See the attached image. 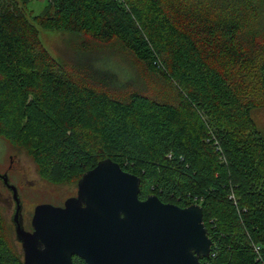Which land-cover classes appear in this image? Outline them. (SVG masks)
I'll return each instance as SVG.
<instances>
[{
  "label": "trees",
  "instance_id": "16d2710c",
  "mask_svg": "<svg viewBox=\"0 0 264 264\" xmlns=\"http://www.w3.org/2000/svg\"><path fill=\"white\" fill-rule=\"evenodd\" d=\"M29 1L0 0V137L56 184L109 158L140 177V199L202 206L200 264H264V128L251 116L264 107V0H46L28 15ZM39 28L82 35L73 64ZM114 44L159 96L78 62ZM0 264H23L1 213Z\"/></svg>",
  "mask_w": 264,
  "mask_h": 264
},
{
  "label": "water",
  "instance_id": "95a60500",
  "mask_svg": "<svg viewBox=\"0 0 264 264\" xmlns=\"http://www.w3.org/2000/svg\"><path fill=\"white\" fill-rule=\"evenodd\" d=\"M12 190V215L23 264H200L212 241L207 235L202 206L180 207L156 194L139 198L140 177L104 158L77 181L74 196L63 205H35L32 230H25L20 201Z\"/></svg>",
  "mask_w": 264,
  "mask_h": 264
},
{
  "label": "rangeland",
  "instance_id": "374dc122",
  "mask_svg": "<svg viewBox=\"0 0 264 264\" xmlns=\"http://www.w3.org/2000/svg\"><path fill=\"white\" fill-rule=\"evenodd\" d=\"M46 0H31L27 3L26 13L28 15L39 13ZM259 18L264 23V3L259 5ZM39 38L47 51L63 65L73 64V57L78 52V44L82 35L75 32L61 30H46L39 28ZM106 51L92 52L80 58L78 62L85 63L88 61L93 69L103 72L116 74L118 82H128L133 80V76L138 79L139 88H144L146 92L152 95L160 94L158 82L148 73L143 74V70L132 62V59L118 45L114 44L106 48ZM137 81V80H136ZM136 84H139L135 82ZM143 85L145 87H143ZM251 116L259 129L264 128V107L254 108L251 110ZM9 155H13L12 159L15 165L19 166L24 174V187L21 190L23 201L25 204V213L32 210L34 204L45 201L54 205L62 204V202L74 196L77 191V181L64 184L51 183L39 176L35 165L31 158L22 150L12 147L7 141L0 137V169H4L9 162ZM18 182V178L14 179ZM12 211V209H10ZM11 211L6 205L0 204V213L3 215L6 223V235L13 243L21 248V245L15 239V232L10 221ZM26 225H28L26 223ZM28 227V226H27Z\"/></svg>",
  "mask_w": 264,
  "mask_h": 264
},
{
  "label": "flooded vegetation",
  "instance_id": "af4514ba",
  "mask_svg": "<svg viewBox=\"0 0 264 264\" xmlns=\"http://www.w3.org/2000/svg\"><path fill=\"white\" fill-rule=\"evenodd\" d=\"M12 156L13 155H9V157H8L9 162L6 165V167L4 169H0V204L6 205V207L9 209V212L11 211L10 209H12L11 215H10L11 216L10 221L14 227V224H13L11 219H12L13 212L15 210V200L13 199L12 190L7 186L6 183H4V181L2 179V176L4 175V176H6L8 184L13 185L16 189L17 196H18L20 204H21L20 205V217H21L23 227L25 230L31 231L32 230L31 218H32V214H33V209H34L35 205H37L39 203H43L45 201H41V202L34 204V206L32 207V210L29 213H27V212L25 213V204H24L23 197L21 194V190L23 188H25L23 186L25 183L24 176H23L24 172L19 166L15 165V163L13 162ZM15 178H18V182L14 180ZM63 203H64V201L62 202V204H58V205H63ZM26 223L28 225H26Z\"/></svg>",
  "mask_w": 264,
  "mask_h": 264
}]
</instances>
